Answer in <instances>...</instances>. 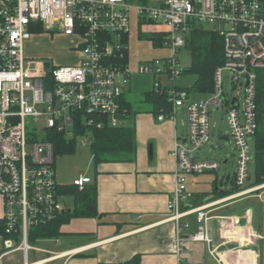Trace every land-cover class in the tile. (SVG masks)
Wrapping results in <instances>:
<instances>
[{
  "label": "built area",
  "instance_id": "obj_1",
  "mask_svg": "<svg viewBox=\"0 0 264 264\" xmlns=\"http://www.w3.org/2000/svg\"><path fill=\"white\" fill-rule=\"evenodd\" d=\"M133 17L137 34L148 35L152 46L156 45L150 33L161 35L160 47L170 51L167 56L132 65ZM205 26L222 39V60L213 73L212 93L194 101L176 85L185 70L177 52L192 28ZM43 32L70 38L77 62L57 65L27 57L25 43ZM263 68L264 0H139L134 4L128 0H0V260L21 251V264H51L77 253L75 249H40L30 243L34 229L70 212L68 196L56 181L55 139L59 135L67 143L90 146L92 130L104 124L120 126L125 114L121 101L133 74L153 77V89L165 90L170 109L159 112V121L173 120L178 108L186 110L187 137L176 139L169 153L175 161L174 183L165 219L174 223L171 249L177 264H184L185 241L211 245L209 208L227 198L184 207L192 197L186 175L219 168L216 160L198 158L210 141L212 106L223 109L233 142L237 190L230 197L264 186L247 185L251 179L248 139L257 127L256 71ZM225 77L232 87L242 90L240 103L224 93ZM90 181L89 175L80 173L71 184L82 189ZM189 214L195 215L197 230L182 236L181 229L189 226L182 219ZM41 238L49 237L36 240ZM32 251L44 258L30 259ZM210 253L215 255V249Z\"/></svg>",
  "mask_w": 264,
  "mask_h": 264
},
{
  "label": "crops",
  "instance_id": "obj_2",
  "mask_svg": "<svg viewBox=\"0 0 264 264\" xmlns=\"http://www.w3.org/2000/svg\"><path fill=\"white\" fill-rule=\"evenodd\" d=\"M133 32V37L139 39L134 17ZM131 38L132 35L130 42ZM150 49L157 50L150 56L136 55L134 61L130 55L132 65L136 66L148 57H165L170 52L151 43ZM135 75L132 79V82H136L134 89L130 82L123 96L127 100L146 90L141 88L151 87L153 90V77ZM194 94L190 93V99ZM144 101L149 104L146 110L134 109L136 149L133 155L126 160L101 163L89 175L96 185L97 215L72 216L60 226L56 244L54 237L36 240L43 243L34 245L36 247L59 252L76 250L77 253L71 257L56 259L51 264H123L131 260H136L132 264H177L171 249L174 223L165 219L168 216L167 201L174 183L175 161L169 153L176 139L184 141L187 136L186 110L181 108V114L185 116L182 127L176 119L177 112L173 120L159 121L152 112L150 101L146 98ZM232 159H235L233 150ZM227 162L226 159L222 163V174L218 168L207 171L211 176L202 182L196 177L207 172L196 177L192 174L193 177L188 176L186 180L192 197L184 207H198L227 199L209 208L211 218L207 228L211 245L185 241L187 252L184 264H264V186L247 195L230 197L235 193L231 179L234 170H228ZM67 205L71 211L72 206ZM2 215L3 199L0 197V220ZM182 221L189 225L181 229L182 236L197 230L194 214L186 215ZM60 235H70L72 241L67 245H72L59 248ZM213 248L215 255L210 253ZM37 257L38 253H29L30 259ZM21 263V251L9 253L0 260V264Z\"/></svg>",
  "mask_w": 264,
  "mask_h": 264
},
{
  "label": "trees",
  "instance_id": "obj_3",
  "mask_svg": "<svg viewBox=\"0 0 264 264\" xmlns=\"http://www.w3.org/2000/svg\"><path fill=\"white\" fill-rule=\"evenodd\" d=\"M40 31V30H39ZM140 33H142L140 31ZM151 39L156 46L162 44V37L159 34L150 33ZM141 36H147L142 33ZM127 37H124V40ZM184 47L190 54V65L185 68L184 73L195 74V82L191 87H179L186 89L189 93L208 95L213 90V73L215 68L221 63L223 42L216 32L204 27H194L186 36ZM256 130L253 135L255 153V180L249 186H256L264 183V68L256 71ZM152 105V112H166L170 109L165 90H151L146 93ZM121 106L125 110L122 124L118 127L103 125L101 128L92 130V141L90 149L93 158V168L104 162L122 161L129 159L136 149V135L134 126V116L136 111L132 108L131 101L122 98ZM55 154L73 153L76 149L74 141L66 142L62 136L55 139ZM234 191V177L231 176ZM61 191L66 196L72 198L71 211L64 212L62 216L46 226H40L33 230L30 239L41 237H57L59 228L63 223L68 222L72 216H96V185L92 181L85 184L82 189L73 184L61 186ZM3 231V222L0 220V233ZM128 261L123 264H132Z\"/></svg>",
  "mask_w": 264,
  "mask_h": 264
},
{
  "label": "rangeland",
  "instance_id": "obj_4",
  "mask_svg": "<svg viewBox=\"0 0 264 264\" xmlns=\"http://www.w3.org/2000/svg\"><path fill=\"white\" fill-rule=\"evenodd\" d=\"M130 3L134 4L137 3L139 0H128ZM205 26L204 28H206ZM136 34V33H135ZM134 32L132 33L131 42L129 44V51L130 55H132V59L136 55H153V53L157 50H148L150 45V40L146 36H141L142 33L136 34L139 39H135L133 37ZM135 35V36H136ZM73 42L71 39L63 36V35H53L49 33H40L34 34L31 38L25 43V55L31 58H41L45 59L51 63L57 65H72L76 63L77 56L76 52L70 50L73 47ZM177 56L180 62V65L185 69L188 68L190 65V54L185 47H182L178 50ZM149 58V57H148ZM146 59V58H145ZM136 75L133 74L132 79ZM225 76V74H224ZM141 77H146V75H141ZM150 77V76H149ZM195 74L193 73H182L176 78V85L184 86V87H191L195 82ZM223 90L224 93L229 95L230 97H236L238 103L242 101L243 92L239 89V87H232L230 82L226 81V77L224 78ZM154 79L152 78V82ZM139 83V81H137ZM149 83V82H148ZM136 84L135 81L132 82V88L134 89V85ZM148 88V89H147ZM141 89V92L137 93L130 101L132 102V108L137 110H146L149 107V104L144 101L146 98V93L151 91V87H145ZM140 89V90H141ZM202 95L195 93L192 95V99L194 101H198L200 99H205L209 96ZM210 141L209 143L204 146L198 153V158L202 160H216L218 161L221 166L219 167V173H223V165L222 163L227 159V167L228 170H235V159H232V150H233V142L230 139H227L229 135V128L227 125V120L225 114L223 113V109L220 108L216 110L214 107L210 106ZM177 121L180 126L182 122L185 121V116L181 114V108L177 109ZM187 119V118H186ZM187 137V136H186ZM186 139V138H185ZM183 141V140H182ZM187 145V142L185 143ZM248 146L250 151V161L248 163V171L251 175V179L247 185L255 180V153H254V139L250 137L248 139ZM93 158L91 149L88 144H81L79 142L76 146V149L73 153L68 154H57L55 155V162H54V171L56 176V181L59 182L60 185L64 184H71L70 182L72 179L80 173H85L91 175L93 172ZM198 174H195L196 177ZM189 177H193L192 174L186 175V180ZM211 175L207 172L204 173L202 176L198 175L196 178L199 182H202L204 179L209 178ZM67 204L69 203L72 206V198L68 196ZM61 238V246L59 248H67V242L72 241V237L70 235L62 236ZM50 238V237H49ZM57 239V238H56ZM70 239V240H69ZM60 242V238H58ZM30 243L33 245H42L36 241L35 239H30ZM40 248V247H39ZM40 249H48L46 247ZM39 258H44L42 254H39ZM44 255V254H43ZM41 256V257H40ZM38 258V257H37ZM36 258V259H37Z\"/></svg>",
  "mask_w": 264,
  "mask_h": 264
},
{
  "label": "water",
  "instance_id": "obj_5",
  "mask_svg": "<svg viewBox=\"0 0 264 264\" xmlns=\"http://www.w3.org/2000/svg\"><path fill=\"white\" fill-rule=\"evenodd\" d=\"M227 139H229V138L227 137ZM150 154H151V152H150Z\"/></svg>",
  "mask_w": 264,
  "mask_h": 264
}]
</instances>
